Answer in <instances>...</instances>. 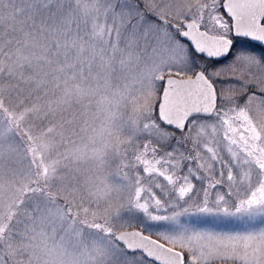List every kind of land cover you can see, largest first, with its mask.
Instances as JSON below:
<instances>
[{"label": "snow or ice", "instance_id": "snow-or-ice-1", "mask_svg": "<svg viewBox=\"0 0 264 264\" xmlns=\"http://www.w3.org/2000/svg\"><path fill=\"white\" fill-rule=\"evenodd\" d=\"M252 42L264 0H0V264H264Z\"/></svg>", "mask_w": 264, "mask_h": 264}, {"label": "rangeland", "instance_id": "rangeland-1", "mask_svg": "<svg viewBox=\"0 0 264 264\" xmlns=\"http://www.w3.org/2000/svg\"><path fill=\"white\" fill-rule=\"evenodd\" d=\"M177 137H179V133L176 134ZM187 147H191V143L189 142L187 144ZM182 219H190L192 220L193 222H198V221H202V220H206L208 221V223H201L200 226H203V227H214L216 228L217 230L223 228V229H228V228H234V227H239L241 226L240 225V222L235 220L234 218H216V217H199V216H193V217H186V218H182ZM152 264H155L152 262Z\"/></svg>", "mask_w": 264, "mask_h": 264}, {"label": "water", "instance_id": "water-1", "mask_svg": "<svg viewBox=\"0 0 264 264\" xmlns=\"http://www.w3.org/2000/svg\"><path fill=\"white\" fill-rule=\"evenodd\" d=\"M252 43H254V44H256V45H259L257 42H252ZM259 46L264 47V46H262V45H259ZM153 263L158 264V262H153Z\"/></svg>", "mask_w": 264, "mask_h": 264}, {"label": "trees", "instance_id": "trees-1", "mask_svg": "<svg viewBox=\"0 0 264 264\" xmlns=\"http://www.w3.org/2000/svg\"><path fill=\"white\" fill-rule=\"evenodd\" d=\"M257 46V45H256ZM257 47H260V46H257Z\"/></svg>", "mask_w": 264, "mask_h": 264}]
</instances>
